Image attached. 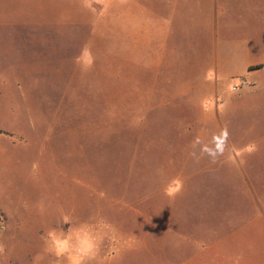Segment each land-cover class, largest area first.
Here are the masks:
<instances>
[{
    "label": "rangeland",
    "instance_id": "374dc122",
    "mask_svg": "<svg viewBox=\"0 0 264 264\" xmlns=\"http://www.w3.org/2000/svg\"><path fill=\"white\" fill-rule=\"evenodd\" d=\"M69 1L0 0V264H264V0Z\"/></svg>",
    "mask_w": 264,
    "mask_h": 264
},
{
    "label": "clouds",
    "instance_id": "9594fccd",
    "mask_svg": "<svg viewBox=\"0 0 264 264\" xmlns=\"http://www.w3.org/2000/svg\"><path fill=\"white\" fill-rule=\"evenodd\" d=\"M164 193L169 197H175L179 193V188L165 186Z\"/></svg>",
    "mask_w": 264,
    "mask_h": 264
},
{
    "label": "crops",
    "instance_id": "0c3cea01",
    "mask_svg": "<svg viewBox=\"0 0 264 264\" xmlns=\"http://www.w3.org/2000/svg\"><path fill=\"white\" fill-rule=\"evenodd\" d=\"M70 3H92L93 1L92 0H89V1H69Z\"/></svg>",
    "mask_w": 264,
    "mask_h": 264
},
{
    "label": "built area",
    "instance_id": "2783aa9c",
    "mask_svg": "<svg viewBox=\"0 0 264 264\" xmlns=\"http://www.w3.org/2000/svg\"><path fill=\"white\" fill-rule=\"evenodd\" d=\"M233 89L236 90V87H234Z\"/></svg>",
    "mask_w": 264,
    "mask_h": 264
}]
</instances>
